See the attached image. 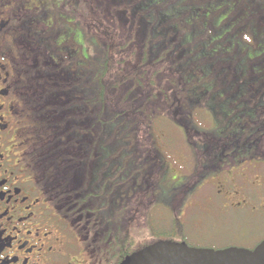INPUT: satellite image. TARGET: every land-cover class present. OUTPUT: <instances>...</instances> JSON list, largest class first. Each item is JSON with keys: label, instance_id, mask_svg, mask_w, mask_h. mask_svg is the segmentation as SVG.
I'll list each match as a JSON object with an SVG mask.
<instances>
[{"label": "flooded vegetation", "instance_id": "af4514ba", "mask_svg": "<svg viewBox=\"0 0 264 264\" xmlns=\"http://www.w3.org/2000/svg\"><path fill=\"white\" fill-rule=\"evenodd\" d=\"M215 3H228L233 32L253 46L255 32L264 28V0ZM58 8L54 0H0V264H122L130 254L119 236L127 228L140 240H171L173 198L158 204L168 220L162 228L160 218L147 212L151 225L147 218L141 230V220L126 215L122 200L119 215L107 216L102 193L90 187L88 165L102 149L93 139L100 133H88L98 119L99 99L88 89L84 51L62 32ZM257 78L249 79L257 82L250 101L264 96ZM259 107L261 113L236 112L226 121L229 127L210 129L212 141L190 146L191 171L173 174L181 191L196 177L180 210L202 195L207 215L194 221L202 224L197 232L205 230L196 236L182 221L187 238L197 241H186L190 246L252 250L264 241V231H255L264 229V106ZM167 165L161 168L163 184ZM211 188L213 194L198 193ZM220 233L224 241L217 240ZM208 237L214 239L210 245L202 242Z\"/></svg>", "mask_w": 264, "mask_h": 264}, {"label": "trees", "instance_id": "16d2710c", "mask_svg": "<svg viewBox=\"0 0 264 264\" xmlns=\"http://www.w3.org/2000/svg\"><path fill=\"white\" fill-rule=\"evenodd\" d=\"M75 1L83 12L86 40H77L72 24H65L60 15L59 20L62 32L74 37L78 45H86L85 49L89 47L85 51L80 45L84 51L82 67L91 79L88 89H93L99 99L98 119L88 133L93 137L94 128L100 133L93 139L102 143V149L97 157L94 156V159L88 162L92 171L90 187L102 193L100 198H103L104 204L107 205V216L119 215L120 200L125 201L127 211L132 207L129 212L132 209L140 211L141 205L147 216L149 204L142 193L132 189L135 173L140 171L135 160L141 162V159H146L150 163L149 175L156 173V177H148L147 174L141 180L150 183L159 178L160 159L153 149L154 140L151 139L150 142L148 135L142 134L140 123L147 130L151 129L153 121L164 115V106L170 108L174 115L182 109L188 116L196 104H205L210 115L217 117L214 127L218 132L219 128L229 127L227 119H235L236 112L251 113L256 110L261 113L263 109L259 106H264V96L258 97L253 104L247 98L249 94L257 92L253 86L257 82L251 83V77H258L264 84V54L257 55L254 51L257 46L264 49V28L261 27L262 29L255 32L257 39L250 47L243 42L240 33L233 32V17L230 16L231 8L229 9L228 3L217 4L215 0ZM54 2L61 6L58 0ZM187 4L200 8L189 15L184 11ZM77 15L81 16L76 13ZM251 25L252 28L257 27L254 21ZM212 33L219 39L215 41L216 45L222 44L221 52L214 51V46L208 47L205 45L208 42H203L208 37L212 39ZM204 46H207V49H204ZM90 47L95 58L91 55ZM169 49H172V52H167ZM214 70L225 76V86L214 87ZM207 73L209 76L199 82L201 75ZM166 76L169 90L163 85ZM174 82L180 84L177 91L180 87H188L189 95L191 94L189 99L182 100L177 95H172ZM250 83L251 89L248 87ZM205 89H210L208 96L213 95L209 100ZM220 91L228 95L224 100L218 99ZM160 105L163 108L159 107ZM187 116L182 117L181 121L172 119L183 125L187 130L186 135L195 128H192V123L186 122ZM132 131H135L134 136L138 144L134 151L135 156L129 151L131 145L128 136ZM210 133L203 131L199 138L201 141L207 139V142H210ZM161 179L159 189L163 187V190L159 193H164V196L157 197L156 202L159 200L164 203L170 199L169 195L174 193L172 206L179 198L181 205L185 193H190L194 186L191 184L189 188L181 191L180 188L176 189L172 182L170 190H167V186H162L165 179ZM180 207L174 206L175 229L170 239L174 242H193L194 240L187 238L186 227L176 214ZM119 238L128 248L126 254L130 255L135 250L160 240L154 237H143L144 239L140 240L130 228ZM207 239L202 242L207 245L213 243L210 237Z\"/></svg>", "mask_w": 264, "mask_h": 264}, {"label": "rangeland", "instance_id": "374dc122", "mask_svg": "<svg viewBox=\"0 0 264 264\" xmlns=\"http://www.w3.org/2000/svg\"><path fill=\"white\" fill-rule=\"evenodd\" d=\"M58 2L60 3V7L58 8V15L61 16V19L63 20V22L66 23H70L72 24L71 27H73L75 34H76V38L78 40V38H82L84 40H86L85 34H84V30L86 29L84 26V19H83V12L79 6V4L76 5V1L75 0H58ZM187 13H189V15L194 14L195 11H198V9L200 8V6H195V5H191V4H187V6H185ZM76 13L81 14V16H76ZM199 24V23H198ZM86 25V24H85ZM75 27V28H74ZM168 28V27H167ZM91 30V29H90ZM213 31V30H212ZM89 32V31H88ZM222 35V33L220 34V36ZM89 37V35H88ZM212 39H210L211 37H208L207 39H204V43L208 42L207 45L208 47L210 46H214L213 50L214 51H218L221 52L222 50L221 45L222 44H218L216 45L215 41H218L219 39L216 38L215 34L212 33ZM205 38V37H203ZM83 46V50L87 51L88 48L85 49L86 45L84 44H80ZM207 46H204V49H207ZM91 48V55L93 56V58H95V55H93V49ZM255 48V54L257 55H262L264 54V49L263 48ZM167 52H172V49H169ZM254 54V55H255ZM211 73V72H210ZM209 76V73L207 74H202L201 78L199 79V82L202 80V82L204 81V79H206ZM168 77L166 76V82L163 83L164 88L167 89L168 88V82H167ZM56 81V80H55ZM195 81V80H194ZM213 83H214V87H223L226 84V78L225 76L221 75L220 72H218V70H214V75H213V79H212ZM180 84L177 83H173V90H172V95H177V97L181 98L182 100H187L189 99V91H188V87L184 89V87H180V89L177 91V89L179 88ZM169 90V88H168ZM213 91V89H212ZM170 92V91H169ZM208 92H210V89H205V94L206 97H208V100L213 97L212 96H208ZM219 98L221 100H224L228 95L224 92V91H220L219 92ZM249 98V97H248ZM247 98V99H248ZM250 103H252V101H255L256 98L252 101H250L251 99H248ZM186 104V103H184ZM253 104V103H252ZM183 106H187V105H183ZM161 108H163L161 105L159 106ZM165 109L163 108V113L164 115L158 116V119H156V121H153L152 124V128H148V130L144 127L143 124L140 123V125H142L141 130H142V134L145 133L146 135H148V141L151 142V139L154 140L153 142V149L158 153L159 155V159H160V165H159V178L152 180L150 183L146 182V181H141L142 179H144V177L147 176V174L149 175L148 172V167H149V162L146 159H141V162L136 161V163H138V168H140L139 173H135V184L132 187V189H136L137 193H142V195L145 198V201L147 204H149V209H148V213L149 214H156V219H159V225L158 227H165L166 223H167V219L165 218L164 213L166 212L164 209L160 210L158 209V204L160 203L159 200H157L156 203L153 202L154 196L156 195L158 198L159 196H164L162 194L164 193H159L161 192V189H159V187L161 186V177H162V173H161V168L165 165H167V163L165 162L167 160L168 162V173L169 177H170V181H168L169 177H167V181L162 184V186H167V190H170V186L172 185L173 180L171 181V179H175V177H173L176 174H180L183 172H187L188 170L191 171V163L193 161H191V157L190 155H192V150H191V145L193 143H204L206 140L201 141L202 139L199 138L200 134L203 133V131L208 132L210 129H214L216 126V121H217V117L216 116H211L210 113L207 111L208 109H206V105L205 104H196V107L191 111L190 115H186V112H184L182 109H180L177 112V115H174L173 112L170 111V108L168 109V107L164 106ZM173 109V108H172ZM171 109V110H172ZM170 111V112H169ZM169 112V113H168ZM187 116L188 119L186 120V122L188 124L192 123V128L195 126L194 130H192V132L187 133L188 135H186V129L183 127L182 124H179L178 122H174L173 120L176 118L178 121H181L182 117ZM173 117V118H172ZM173 119V120H172ZM231 119V117H230ZM227 119L228 122H230L231 120ZM194 134V135H193ZM135 135V131H132L130 133V135L128 136L129 138V142L131 145L130 148V153L134 154L135 156V148L138 146L137 141H136V136ZM142 137H144L145 135H141ZM198 137V139H197ZM198 140V141H197ZM143 143V141H141ZM144 147V146H143ZM193 159V158H192ZM194 161L195 163L197 162L195 157H194ZM65 165H67L65 163ZM129 167L127 168L128 171ZM174 174V175H173ZM158 175V174H157ZM161 175V177H160ZM154 177H156V173L154 174ZM173 177V178H172ZM194 178H192L188 184V188L191 186V184L193 185L194 182L196 181V177L192 176ZM140 179V180H139ZM122 180V178L120 179ZM132 184V183H131ZM130 184V185H131ZM210 187V185H209ZM207 187V188H209ZM212 193V188L211 189H207V192H198L200 194H204L206 196L207 193ZM209 193V194H210ZM174 193H172L170 196V198H173ZM197 194V193H196ZM213 194V193H212ZM166 196V195H165ZM196 196V195H195ZM202 195L200 196H196L191 198L190 200H188V202H185L184 205L189 204L190 202L192 204L191 207H184L182 210H180L179 208L176 210V214L177 216H179V218H181V220L186 224L187 227H189L190 231V235H194L196 236V234L198 233H203L205 230L202 231H198L197 229L202 227V224L200 223H195L194 221L197 220L199 221V217L200 216H205L207 217V215L204 213V207H202V204L200 203L202 201ZM179 199H176L174 201V206H181L179 205ZM132 207H129V210ZM135 208V207H134ZM120 209V208H119ZM121 210V209H120ZM129 210L126 212V215L130 217V215L132 216V218H135L136 220H141V226L140 229L144 230L145 228V223H147V218H148V224L150 221V215L147 214V216L145 215V210L143 209V207L140 205V211H136L134 209H132L131 212H129ZM180 210V211H179ZM128 213V214H127ZM184 214L182 216H180V214ZM209 213V212H208ZM163 214V217H160V215ZM201 220V218H200ZM154 223V222H153ZM151 224H149L150 227ZM226 225H228L231 228V223H227ZM221 228H224L225 225L220 224L219 225ZM258 233H262L264 231V229H256L255 230ZM144 232V231H143ZM221 234V235H220ZM218 235V239L220 241H224L225 236L220 233ZM189 236V235H188ZM214 238V236H213ZM195 242H197L195 240V238L193 239ZM208 240V239H207ZM211 240H214L211 238Z\"/></svg>", "mask_w": 264, "mask_h": 264}, {"label": "water", "instance_id": "95a60500", "mask_svg": "<svg viewBox=\"0 0 264 264\" xmlns=\"http://www.w3.org/2000/svg\"><path fill=\"white\" fill-rule=\"evenodd\" d=\"M122 264H264V241L255 249L194 247L161 240L131 253Z\"/></svg>", "mask_w": 264, "mask_h": 264}]
</instances>
